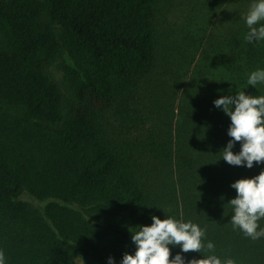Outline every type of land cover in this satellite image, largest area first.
Returning <instances> with one entry per match:
<instances>
[{"label": "trees", "instance_id": "trees-1", "mask_svg": "<svg viewBox=\"0 0 264 264\" xmlns=\"http://www.w3.org/2000/svg\"><path fill=\"white\" fill-rule=\"evenodd\" d=\"M215 1L0 0L8 264H119L150 213L198 223L236 264H264V237L233 228L226 204L264 164L222 159L231 121L213 105L230 88L264 94L246 83L264 42L244 39L252 0Z\"/></svg>", "mask_w": 264, "mask_h": 264}, {"label": "clouds", "instance_id": "clouds-1", "mask_svg": "<svg viewBox=\"0 0 264 264\" xmlns=\"http://www.w3.org/2000/svg\"><path fill=\"white\" fill-rule=\"evenodd\" d=\"M242 16L248 27L244 39L248 43L264 42V0H252ZM246 83L256 89L258 84H264V68L252 71ZM213 105L225 112L231 121L227 129L231 139L221 149L222 159L249 169L264 164V94H246L244 90L232 94L230 88L229 94L214 99ZM238 141L239 151H234ZM230 186L236 195L226 203L231 207L228 223L253 240L264 237V227L260 226L264 218V168L256 175L235 180ZM149 215L150 224L129 227L135 251L125 252L119 264H236L234 258L216 254V245L205 239L206 230L198 223L167 214L164 218L155 213ZM173 249L178 250L173 254ZM189 252L202 256L189 257L186 255ZM0 264H8L2 248ZM107 264L117 262L109 256Z\"/></svg>", "mask_w": 264, "mask_h": 264}, {"label": "rangeland", "instance_id": "rangeland-1", "mask_svg": "<svg viewBox=\"0 0 264 264\" xmlns=\"http://www.w3.org/2000/svg\"><path fill=\"white\" fill-rule=\"evenodd\" d=\"M218 1V0H217ZM215 1L211 6L215 7L216 8V11H221L223 8H225L229 2V0H219V2ZM184 2V1H183ZM211 3V1H210ZM186 42H184L183 44V47H186ZM24 198L28 199V200H31V201H34V202H37L36 199L31 195L29 194L28 192H25L24 195H23Z\"/></svg>", "mask_w": 264, "mask_h": 264}]
</instances>
